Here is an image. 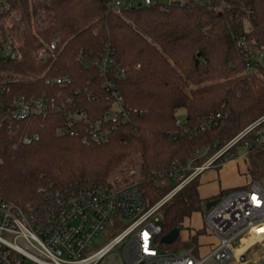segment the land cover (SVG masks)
<instances>
[{
    "label": "trees",
    "instance_id": "1",
    "mask_svg": "<svg viewBox=\"0 0 264 264\" xmlns=\"http://www.w3.org/2000/svg\"><path fill=\"white\" fill-rule=\"evenodd\" d=\"M110 1L18 0L10 14H0V48L12 44L21 55L0 58V116L20 96L65 104L58 113L7 119L11 127H0V201L29 211L41 206L49 192L85 183L120 186L135 179L151 206L177 183L165 172L207 150L194 163L202 164L264 118V65L258 58L264 53V0H230L224 12L190 1L157 2L119 13L109 7ZM244 15L252 24L248 35L242 32ZM56 38L58 48L47 53L45 62L40 49ZM242 38L245 45L238 47ZM107 50L113 58L107 78L132 115L109 128L104 142L84 144L80 136L60 130L68 126L67 111L95 121L111 108L96 64ZM114 71H123L122 77L112 78ZM56 78L70 84H56ZM180 110L183 119L177 117ZM258 130L264 132V120L225 153L237 159L238 148L246 147L242 158L249 180L232 190L264 182ZM34 133L38 141L14 147L20 137ZM198 185L197 178L190 181L160 208L159 240L173 229L180 235L192 215L205 213L208 201L200 198ZM201 234L209 236L204 228ZM197 236L185 241L178 236L160 247L189 250L199 258Z\"/></svg>",
    "mask_w": 264,
    "mask_h": 264
},
{
    "label": "built area",
    "instance_id": "2",
    "mask_svg": "<svg viewBox=\"0 0 264 264\" xmlns=\"http://www.w3.org/2000/svg\"><path fill=\"white\" fill-rule=\"evenodd\" d=\"M190 1L219 12L230 7V0H168L167 4L184 5ZM17 2L18 0H0V14L11 11L12 5ZM157 2L111 0L109 7L119 13L122 9L138 7V4L140 7H148ZM236 15H239V11H236ZM240 21L243 34H250L253 29L249 17L244 15ZM58 45V38L45 43L40 49L39 57L46 62L47 53L57 50ZM244 45L242 38L238 47ZM20 56L19 48L12 44L2 45L0 48L1 59L16 60ZM258 58L264 65V53H259ZM245 61L251 66L252 60L248 55H245ZM112 63L109 50L96 63L99 75L105 79L103 87L109 93L105 98L112 102L103 119L84 120L80 114L67 111L69 127L62 128L61 133L78 135L84 144H100L105 141L109 128L129 120L132 111L124 106L119 91L114 88L112 80L107 78ZM122 73L123 71H114L112 78L119 79ZM54 82L59 85L70 84L68 79L61 78H56ZM47 83L50 84L51 81ZM64 105L56 98L45 96L17 97L9 104L8 113L0 116V127H11L7 119L11 122L25 121L44 117L50 112L58 113L64 109ZM263 120L264 118L258 120L242 131L219 150L218 154L203 162L196 169L197 172L215 165L213 163L217 159ZM256 135V141L264 145V132L258 130ZM38 139L39 135L36 133L24 135L14 147L28 146ZM206 151L197 153L196 158L203 156ZM234 159L231 155L225 157L222 164ZM192 160L194 162L191 159L183 167H174L171 172L163 174L177 183L170 193L151 206L146 203L137 180L120 186L85 183L49 192L44 196L41 206L29 211L0 201V264H96L116 247L120 248L121 264H208L209 261L225 264L232 259L241 261L243 253L236 251V241L242 244L247 240L264 245V190L255 182L245 189L224 194L214 206L205 210L202 216L203 228L216 241L208 255L196 258L189 250L181 253L160 250L162 227L151 219L177 191L190 182L192 177L187 178L184 174L186 170H190ZM100 234H105L109 241L97 251H92L91 246Z\"/></svg>",
    "mask_w": 264,
    "mask_h": 264
},
{
    "label": "crops",
    "instance_id": "3",
    "mask_svg": "<svg viewBox=\"0 0 264 264\" xmlns=\"http://www.w3.org/2000/svg\"><path fill=\"white\" fill-rule=\"evenodd\" d=\"M239 161L240 163H238L237 160L234 159L231 162H227V164L224 165L222 169L218 170L217 173H214L213 171H208V170L201 173L198 176V181H199L198 192H199L200 198L209 202L212 200L219 199L220 197L218 198V196L226 191L241 188L245 186L249 180L248 176L246 175V167H245L246 164L243 161V158L240 159ZM242 166L244 167L243 169H241ZM223 169L225 170V175L222 173ZM214 179L218 180V185L217 184L214 185V189L211 190V187L214 184L212 183L214 182ZM199 214H200V219L202 221L201 227L196 230L189 227L190 229L186 236V239L190 235H194L198 233V236H197L198 254H199L198 257H203L210 253L209 251L210 249L214 247V245L216 244V241L211 236H206V235L201 234L202 228H203V219H202L203 213L199 212ZM185 225L190 226L189 222L188 223L186 222ZM186 239H184L183 241H185ZM254 245L264 246V245H260L257 243H250L247 240H245L242 244L239 243V241H236L234 243V247L236 248V251L239 254L243 253L242 260L238 261L236 259H232L230 261H235L238 264H248L246 260L247 253L249 252L250 249H252Z\"/></svg>",
    "mask_w": 264,
    "mask_h": 264
},
{
    "label": "rangeland",
    "instance_id": "4",
    "mask_svg": "<svg viewBox=\"0 0 264 264\" xmlns=\"http://www.w3.org/2000/svg\"><path fill=\"white\" fill-rule=\"evenodd\" d=\"M122 1H125V0H122ZM136 2H139L140 0H135ZM159 3L161 4H167L168 3V0H157ZM48 43V42H47ZM45 44V43H44ZM185 116V113L183 110H180L177 117L178 119H183ZM249 134V133H248ZM218 152V151H217ZM216 151L213 153V154H210L208 153L207 155H209L207 157L206 155V159L204 162L206 161H209L214 155L218 154ZM207 153V151L205 152V154ZM204 154V155H205ZM246 154V147H239L238 150H237V162L240 163V159H242V156ZM203 155V156H204ZM203 156L201 157H197V158H194V162L192 160V163H191V168L190 170H186L185 171V174L184 176H186L187 178L189 177H192L190 181L194 180V179H198V176L203 173L204 171L208 170V171H213L214 173H217L218 170L222 169L224 167V165H226L227 163H224L222 164V162L224 161L223 159L225 157H229L230 155L227 153L223 156H221L219 159H217L213 164V166L211 167H208L207 169L203 170V171H200V172H197L198 170H196L198 167H201V164H198V165H194V163L202 158ZM232 157V156H231ZM203 163V162H202ZM236 163V164H238ZM180 167V166H179ZM244 167L242 166L241 169H243ZM172 170H170L169 172H171ZM168 172V173H169ZM197 172L195 175L194 173ZM166 173V172H165ZM222 173L225 175V170L223 169L222 170ZM194 175V176H193ZM134 179V178H132ZM131 179V180H132ZM225 179V178H224ZM252 180V179H250ZM132 181H136L135 179L132 180ZM199 182V181H198ZM214 183L213 186L211 187V190L214 189V185H218V180L217 179H214ZM257 183L258 185H260V187L264 190V182L263 184L261 183H258V182H255ZM156 225H162V219H161V211H158L154 217L151 219ZM201 219H200V214L199 213H196L194 214L191 219L189 220V227L190 228H193V229H198L201 227ZM188 234V230L186 229V226L185 228L180 232V235H179V238L181 241H183L184 239H186V236ZM109 239H106L105 238V234H100L99 236H97V238L94 240L92 246H91V250L92 251H97L98 249L102 248L103 246H105L107 243H108ZM125 243V242H123ZM122 243V244H123ZM160 250L161 251H167L169 250V248H166V247H160ZM170 251V250H169ZM183 250H179V249H176L175 252L177 253H181ZM121 253H120V248L119 247H116V248H112L111 251L109 253H107L98 263L96 264H121ZM246 260H247V263L248 264H264V246H258V245H254L252 247V249L249 250V252L247 253V257H246ZM208 264H215L213 261H209ZM225 264H238L237 262L235 261H228L226 262Z\"/></svg>",
    "mask_w": 264,
    "mask_h": 264
},
{
    "label": "water",
    "instance_id": "5",
    "mask_svg": "<svg viewBox=\"0 0 264 264\" xmlns=\"http://www.w3.org/2000/svg\"><path fill=\"white\" fill-rule=\"evenodd\" d=\"M138 7H140V4H138ZM217 202H218V199L209 201L205 205V210H209L210 207L214 206ZM178 236H179V231L177 229H173L169 233H167L165 236H163L160 239V242L162 244L170 245V244H172L178 238Z\"/></svg>",
    "mask_w": 264,
    "mask_h": 264
}]
</instances>
